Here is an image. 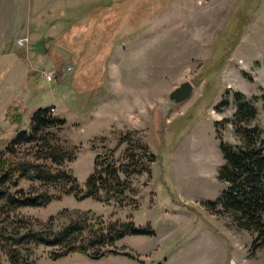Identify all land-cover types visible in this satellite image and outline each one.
<instances>
[{
	"label": "rangeland",
	"instance_id": "rangeland-1",
	"mask_svg": "<svg viewBox=\"0 0 264 264\" xmlns=\"http://www.w3.org/2000/svg\"><path fill=\"white\" fill-rule=\"evenodd\" d=\"M183 82L193 94L173 105ZM39 109L61 122L29 140ZM18 132L26 138L7 149ZM249 135L248 144L264 137V0H0V178L29 170L0 193L58 194L30 172L51 164L81 188L107 149L112 191L123 195L24 208L0 198L2 264H264L256 234L208 205L227 187L220 142L244 147ZM88 211L89 230L53 247L34 240ZM95 223L101 244L91 243ZM120 224L144 234L118 238ZM71 244L85 255L62 256Z\"/></svg>",
	"mask_w": 264,
	"mask_h": 264
},
{
	"label": "trees",
	"instance_id": "trees-1",
	"mask_svg": "<svg viewBox=\"0 0 264 264\" xmlns=\"http://www.w3.org/2000/svg\"><path fill=\"white\" fill-rule=\"evenodd\" d=\"M47 109L37 110L30 120V140L33 135H37L43 131L53 128L61 121L51 116H46ZM239 114L247 119L253 117L254 110L249 106L248 102H243L239 105ZM250 135L246 139V145L244 147H237L230 144L220 142L219 149L222 154L224 164L221 166L218 172V178L220 181L227 184L226 190L221 193L217 203L208 205L213 209L215 206L220 205L222 210L229 214L233 222L238 228H242L256 234L254 242L264 246V220L262 215L264 214V137H258L253 143L248 144ZM26 138L25 132H18L15 139H13L7 146L13 147L19 144ZM121 144V140L116 143V147ZM50 153L54 155L55 152H63L56 147H50ZM104 158L96 157L94 162V171L83 183V186L79 188V184L75 178H73L72 172L69 169L62 170L61 168L51 164L45 168L36 166L33 172V178L37 182L45 183L46 185L54 187L58 194L50 195L49 193H41L39 197H14L5 193H0V198L5 200L8 207L12 208H24V207H38L42 203H48L51 200L59 201L62 195H74L73 197L80 201L82 199H94V200H109L112 198H119L122 192L112 191L113 178H117L115 172L111 170V164L113 162V150L104 151ZM134 156V155H133ZM7 163L6 160L0 159V165ZM1 169V167H0ZM7 171L1 176L0 182H4L7 179L14 180V185L21 179L26 178V168L18 167L17 169H6ZM135 174L143 173L146 169L139 168L134 169ZM144 170V171H143ZM143 171V172H142ZM113 174V175H112ZM65 180V183H63ZM119 180V179H118ZM41 200V201H40ZM91 212L76 213L69 216V224L63 228L59 233L53 235L52 238L37 237L34 235V240L45 246H58L66 238L74 232L82 233L85 229L89 230V221L91 218ZM94 228L98 232V235L94 237L91 243L101 244L104 241L103 230H100V225L95 223ZM129 224H120L118 228L117 237L120 238L124 234L130 232L132 234H144L143 231L130 230ZM117 228V229H118ZM29 235L24 236V238ZM110 239L113 238L110 233ZM67 252H79L85 255L84 247L81 245L76 246L71 244L65 250ZM98 257V256H96ZM95 258V257H92ZM0 264H2L0 262Z\"/></svg>",
	"mask_w": 264,
	"mask_h": 264
},
{
	"label": "water",
	"instance_id": "water-1",
	"mask_svg": "<svg viewBox=\"0 0 264 264\" xmlns=\"http://www.w3.org/2000/svg\"><path fill=\"white\" fill-rule=\"evenodd\" d=\"M193 91L194 88L190 82H183L168 95V100L173 105H178L188 100Z\"/></svg>",
	"mask_w": 264,
	"mask_h": 264
},
{
	"label": "built area",
	"instance_id": "built-area-1",
	"mask_svg": "<svg viewBox=\"0 0 264 264\" xmlns=\"http://www.w3.org/2000/svg\"><path fill=\"white\" fill-rule=\"evenodd\" d=\"M18 43H19L20 45H22V44L24 43V41L21 40V41H18ZM68 69H70V68H68ZM42 76H43L47 81H51V79H52V76L50 75V73H43Z\"/></svg>",
	"mask_w": 264,
	"mask_h": 264
}]
</instances>
